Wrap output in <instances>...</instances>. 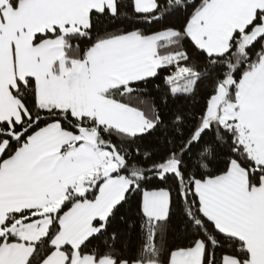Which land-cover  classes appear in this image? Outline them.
I'll return each mask as SVG.
<instances>
[{
	"label": "snow or ice",
	"instance_id": "1",
	"mask_svg": "<svg viewBox=\"0 0 264 264\" xmlns=\"http://www.w3.org/2000/svg\"><path fill=\"white\" fill-rule=\"evenodd\" d=\"M0 264H264V0H0Z\"/></svg>",
	"mask_w": 264,
	"mask_h": 264
}]
</instances>
